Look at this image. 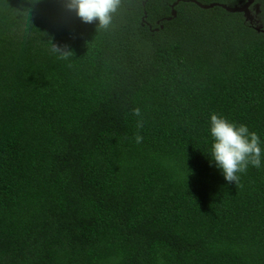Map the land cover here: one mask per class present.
<instances>
[{
	"label": "trees",
	"instance_id": "trees-1",
	"mask_svg": "<svg viewBox=\"0 0 264 264\" xmlns=\"http://www.w3.org/2000/svg\"><path fill=\"white\" fill-rule=\"evenodd\" d=\"M257 26L193 0H120L107 29L0 0V264H264V152L228 182L209 132L216 113L264 148Z\"/></svg>",
	"mask_w": 264,
	"mask_h": 264
},
{
	"label": "clouds",
	"instance_id": "clouds-1",
	"mask_svg": "<svg viewBox=\"0 0 264 264\" xmlns=\"http://www.w3.org/2000/svg\"><path fill=\"white\" fill-rule=\"evenodd\" d=\"M120 0H65V7L85 23L96 21V26L107 29L113 22ZM54 52L61 51L53 45ZM137 113L139 109L135 110ZM209 132L212 137L210 162H213L224 179L236 183L238 173L245 171L249 164L261 167L262 148L260 136L250 131L245 124H237L222 115L210 114ZM141 137L136 136L139 142Z\"/></svg>",
	"mask_w": 264,
	"mask_h": 264
},
{
	"label": "water",
	"instance_id": "water-1",
	"mask_svg": "<svg viewBox=\"0 0 264 264\" xmlns=\"http://www.w3.org/2000/svg\"><path fill=\"white\" fill-rule=\"evenodd\" d=\"M195 3H197L200 7L202 8H212L214 6H221L223 8H225L226 10L230 11V12H242L246 19L250 22H252L253 17H252V11H251V5H253L255 3V0H246V2L242 3L240 2V4L234 5V6H230L227 4H221V3H210V4H203L197 0H193ZM178 2H175L174 5H176ZM255 9L256 12H258L260 10V5L259 3L255 4ZM173 15H176V11L173 10ZM256 28L259 29V27L257 26Z\"/></svg>",
	"mask_w": 264,
	"mask_h": 264
},
{
	"label": "flooded vegetation",
	"instance_id": "flooded-vegetation-1",
	"mask_svg": "<svg viewBox=\"0 0 264 264\" xmlns=\"http://www.w3.org/2000/svg\"><path fill=\"white\" fill-rule=\"evenodd\" d=\"M255 4H256V0H255V3L251 5L250 7L252 11V17H253V20L251 23L254 25H258L259 29H261L264 26V18L260 15L261 9L258 12H256Z\"/></svg>",
	"mask_w": 264,
	"mask_h": 264
}]
</instances>
